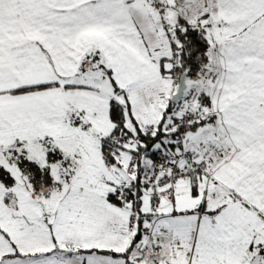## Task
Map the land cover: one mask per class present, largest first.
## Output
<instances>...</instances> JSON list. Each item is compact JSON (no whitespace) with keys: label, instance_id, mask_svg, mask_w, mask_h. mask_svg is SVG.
<instances>
[{"label":"snow or ice","instance_id":"snow-or-ice-1","mask_svg":"<svg viewBox=\"0 0 264 264\" xmlns=\"http://www.w3.org/2000/svg\"><path fill=\"white\" fill-rule=\"evenodd\" d=\"M0 264H264V0H0Z\"/></svg>","mask_w":264,"mask_h":264}]
</instances>
